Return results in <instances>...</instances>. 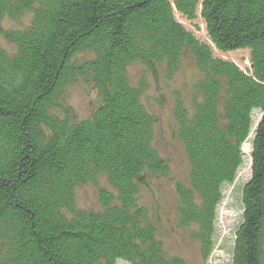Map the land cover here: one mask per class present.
<instances>
[{
	"label": "trees",
	"instance_id": "obj_1",
	"mask_svg": "<svg viewBox=\"0 0 264 264\" xmlns=\"http://www.w3.org/2000/svg\"><path fill=\"white\" fill-rule=\"evenodd\" d=\"M26 12L27 27L2 28ZM0 35L14 48L0 46V264H183L139 201L169 165L154 147L145 85L127 67L170 78L188 55L200 78L191 112L179 100L173 108L188 163L187 185L175 186L178 226H195L207 264L224 186L252 134L231 264H264V0H0ZM238 50L246 70L221 57ZM78 81L99 104L72 121L65 97ZM88 184L98 211L76 208Z\"/></svg>",
	"mask_w": 264,
	"mask_h": 264
},
{
	"label": "rangeland",
	"instance_id": "obj_2",
	"mask_svg": "<svg viewBox=\"0 0 264 264\" xmlns=\"http://www.w3.org/2000/svg\"><path fill=\"white\" fill-rule=\"evenodd\" d=\"M31 17L32 13L26 12L16 20L3 19L1 25L6 30H21L29 25ZM0 46L8 52L14 51L13 46L1 35ZM221 57L234 61L243 70L249 67L246 50L234 51ZM127 74L133 84L141 82L145 85L142 102L157 118L154 147L169 165L168 175L150 178L141 188L139 201L147 208L156 226L157 237L168 257H180L183 264H203L198 244L191 238L195 226L187 228L178 226L179 200L175 186L178 182L187 185L188 163L176 135L177 126L173 116V108L178 100L191 112L193 88L200 74L191 55L182 58L178 72L170 78L165 77L162 68L158 69L156 75H152L139 63L129 65ZM65 104L72 111L71 120L79 121L89 116L98 106L99 95L94 88L83 81H78L67 89ZM253 116L257 123L259 112L256 111ZM251 139L252 134L242 145L243 164L236 179L231 185L224 186V198L217 207L214 247L207 264H231L234 231L241 221V187L250 175ZM98 185L111 191L103 179L99 180ZM75 204L77 209L98 211L100 204L97 187L92 184L78 186L75 191ZM117 264L125 263L118 261Z\"/></svg>",
	"mask_w": 264,
	"mask_h": 264
}]
</instances>
